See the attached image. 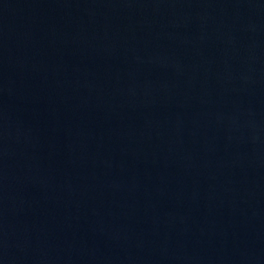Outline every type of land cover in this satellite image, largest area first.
Instances as JSON below:
<instances>
[{
	"label": "water",
	"instance_id": "water-1",
	"mask_svg": "<svg viewBox=\"0 0 264 264\" xmlns=\"http://www.w3.org/2000/svg\"><path fill=\"white\" fill-rule=\"evenodd\" d=\"M0 264H264V0H0Z\"/></svg>",
	"mask_w": 264,
	"mask_h": 264
}]
</instances>
